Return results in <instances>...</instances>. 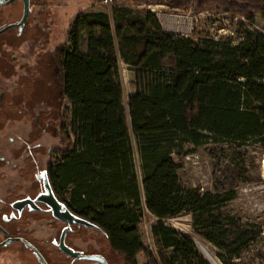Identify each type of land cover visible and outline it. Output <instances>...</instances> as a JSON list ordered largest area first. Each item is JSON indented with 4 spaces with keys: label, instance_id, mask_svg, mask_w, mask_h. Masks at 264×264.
<instances>
[{
    "label": "trees",
    "instance_id": "obj_1",
    "mask_svg": "<svg viewBox=\"0 0 264 264\" xmlns=\"http://www.w3.org/2000/svg\"><path fill=\"white\" fill-rule=\"evenodd\" d=\"M209 6L249 21L264 18V0H195L192 11ZM112 12L113 18L104 11L79 14L67 42L53 51L59 145L46 179L58 200L96 226L128 264H137L138 255L146 264H210L195 238L217 248L220 259L221 252L238 256L255 233L232 220L234 192L221 182L213 191L185 189L178 170L182 154L209 143L264 147V35L248 30L232 44L196 38L195 28L181 37L162 31L147 9ZM120 61L133 74L127 107ZM185 211L192 232L164 223ZM145 212L154 218L155 251L141 241Z\"/></svg>",
    "mask_w": 264,
    "mask_h": 264
},
{
    "label": "rangeland",
    "instance_id": "obj_2",
    "mask_svg": "<svg viewBox=\"0 0 264 264\" xmlns=\"http://www.w3.org/2000/svg\"><path fill=\"white\" fill-rule=\"evenodd\" d=\"M35 7L29 13L23 26L21 42L13 49L15 55L25 53L29 56L30 87L24 91L22 100L28 102L31 123L34 113H39V121L44 127L45 134L39 138H30L29 146L33 149L37 158V171L42 175L47 149L59 145V137L56 135L58 103V87L55 82V66L53 63L54 49L67 42L68 31L74 18L79 14L89 11H104L113 18V8L129 7L131 9H147L145 4H112L111 0H31ZM184 0H174L171 7L183 8L178 3ZM17 11L13 13V19L19 15L18 3L13 4ZM1 8V7H0ZM148 10V9H147ZM196 38L206 37L215 41H229L232 44L239 42L246 31H255L264 35V18L256 14L252 21L244 18L234 19L228 12L217 10L209 6L201 14H197ZM0 22L3 19L0 17ZM34 31H36L34 33ZM21 33L18 29L10 30L6 36H14ZM38 33V34H37ZM36 36L35 38H32ZM1 39V38H0ZM29 48V51L27 50ZM39 53V54H38ZM36 57H41L44 75H34L36 69ZM119 84L123 92V104L127 107L128 97L133 93V74L121 61L118 65ZM35 76V77H34ZM38 80V81H37ZM36 83L35 86L32 84ZM38 86V87H37ZM67 102L61 106V112L67 116ZM35 126L29 125V128ZM30 128V129H32ZM264 147L258 144L231 145L229 143H209L188 154L180 156L181 167L178 175L182 187L185 189L200 188L201 191L215 190L216 183L221 182L224 190H232L234 198L230 202V216L232 220L243 228L251 229L255 234L251 238L245 250L238 256L227 257L223 252L221 259L217 257L218 249L210 243L202 241L220 264H264ZM1 216L8 212H0ZM172 224L181 231L192 232V221L189 212L185 211L175 217ZM154 218L145 212L139 225V233L143 245L152 251L156 250V242L151 234V225ZM78 230L85 235L92 236L99 244L110 251L106 238L102 233L92 227L75 224ZM2 239L0 235V240ZM83 249L84 252H98L99 245ZM99 248V249H98ZM200 251V250H199ZM19 254L13 257L12 254ZM201 253V251H200ZM202 254V253H201ZM261 255V256H260ZM16 258V259H15ZM33 261L30 252L24 250L17 242L5 244L0 248V264H26ZM138 264H146L145 258L137 256ZM78 264H94L92 262H80ZM211 264V263H210Z\"/></svg>",
    "mask_w": 264,
    "mask_h": 264
},
{
    "label": "flooded vegetation",
    "instance_id": "obj_3",
    "mask_svg": "<svg viewBox=\"0 0 264 264\" xmlns=\"http://www.w3.org/2000/svg\"><path fill=\"white\" fill-rule=\"evenodd\" d=\"M29 1L30 13L35 7V2ZM16 2L20 16L11 21L14 11H17V7L13 8ZM0 7V17L3 19V22H0V31L21 19L22 0H15L7 5L0 4ZM26 21L19 26L9 27L0 32V212H8L2 216L0 214L2 237L0 243L13 239L9 243L21 244L34 259L27 264H72V262L102 264L95 260H75L74 256L61 249V240L72 253L98 256L103 258L106 264H128L111 250L99 244L92 236L78 230L74 226L78 223H66L57 219L48 204L42 200L50 191L61 205V210H68L66 205L55 196L51 184L46 179L47 166L51 162V156L54 157L53 160L56 159L57 150L54 146L47 149L46 162L41 175L39 174L41 172L37 171L36 155L29 146L30 138L42 137L45 131L44 127L39 125V113H34L33 123H31L32 110L28 102L22 100L21 94L30 87L29 75L26 73L29 71V56L26 57L25 53L19 55L13 53V49L17 48L21 37L24 36L23 26ZM14 29L21 30V33L6 36V33ZM35 37L33 35L32 38ZM27 50L29 51V48ZM36 58V69L33 73L40 80L38 76L44 75V67H42L41 57ZM32 85L35 86L36 83ZM30 124L35 128L30 127L32 128L30 129ZM94 242L101 245L98 252L83 251L91 245L94 246ZM11 254L13 257H19V254Z\"/></svg>",
    "mask_w": 264,
    "mask_h": 264
},
{
    "label": "built area",
    "instance_id": "obj_4",
    "mask_svg": "<svg viewBox=\"0 0 264 264\" xmlns=\"http://www.w3.org/2000/svg\"><path fill=\"white\" fill-rule=\"evenodd\" d=\"M193 1L195 0H184L186 6H182L183 8L171 7V4L165 0H149L145 6L154 14L162 31L181 37H190L196 28L197 19V14L192 11ZM239 18L244 20L243 17L234 16L235 20ZM175 217L164 219V223L175 228L172 224V221L176 220Z\"/></svg>",
    "mask_w": 264,
    "mask_h": 264
},
{
    "label": "water",
    "instance_id": "obj_5",
    "mask_svg": "<svg viewBox=\"0 0 264 264\" xmlns=\"http://www.w3.org/2000/svg\"><path fill=\"white\" fill-rule=\"evenodd\" d=\"M13 1H15V0H8L6 2H3L2 0H0V4L1 5H7L9 3H12ZM22 1H23V13H22L21 19L17 23L8 25L7 27L2 29L1 31L5 30L9 27L19 26L27 20V17L29 14L30 1L29 0H22ZM42 200H44L48 204V206L51 208L54 216L57 219H59L63 222H66V223L75 222V223L82 224V225L87 226V227H94V228L96 227L92 223H90V222H88L82 218L74 217L68 210H61V205L57 202V200L54 198L53 194L50 191L48 192L46 198L43 197ZM11 240H13V239H8V240L0 243V246L5 244V243H9ZM194 242H195L196 247L198 248L196 238L194 239ZM60 247L67 254L74 256L75 260L76 259H88V260H95V261L101 262L102 264H106L105 260L101 257H98V256H83L80 254L72 253L68 248H66L64 246L63 240H61ZM198 250H199V248H198ZM204 258H205V256H204ZM206 260L209 262L208 259H206ZM72 264H74V262H72Z\"/></svg>",
    "mask_w": 264,
    "mask_h": 264
},
{
    "label": "bare ground",
    "instance_id": "obj_6",
    "mask_svg": "<svg viewBox=\"0 0 264 264\" xmlns=\"http://www.w3.org/2000/svg\"><path fill=\"white\" fill-rule=\"evenodd\" d=\"M197 241V246L201 253L205 256L206 259L209 260L211 264H220L218 259L211 253V251L207 248V246L200 240Z\"/></svg>",
    "mask_w": 264,
    "mask_h": 264
}]
</instances>
